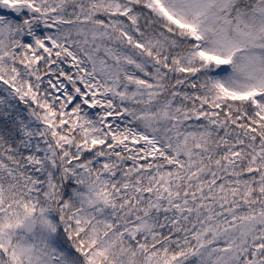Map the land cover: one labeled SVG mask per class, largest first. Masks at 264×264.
I'll list each match as a JSON object with an SVG mask.
<instances>
[{"label":"snow or ice","instance_id":"snow-or-ice-1","mask_svg":"<svg viewBox=\"0 0 264 264\" xmlns=\"http://www.w3.org/2000/svg\"><path fill=\"white\" fill-rule=\"evenodd\" d=\"M0 264H264V0H0Z\"/></svg>","mask_w":264,"mask_h":264}]
</instances>
